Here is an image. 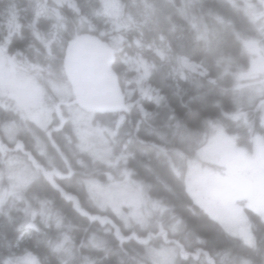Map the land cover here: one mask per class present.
I'll return each mask as SVG.
<instances>
[{"label": "trees", "instance_id": "1", "mask_svg": "<svg viewBox=\"0 0 264 264\" xmlns=\"http://www.w3.org/2000/svg\"><path fill=\"white\" fill-rule=\"evenodd\" d=\"M117 1L121 13L112 18L103 0H73L75 7L61 0H0V44L10 39L6 53L24 62L47 93V80L68 82L63 64L75 38L96 37L108 46L119 36L113 67L127 97L119 114L95 116L114 132L109 161L80 145L70 121L55 129L65 115L60 102L40 141L27 128L17 131L39 173L21 188L11 186L19 196L0 204V264L27 258L35 264H158L162 252L170 255L166 264H232L230 255L240 264H264L263 216L247 208L250 246L212 219L187 185L215 126L250 153L257 139L264 143V74L248 82L240 77L251 68L250 45L264 50V2ZM128 59L151 65L145 80ZM185 62L199 68L190 70ZM246 83L262 91L244 95L247 86H239ZM70 103L77 107L76 99ZM16 119L0 105V174L8 159L19 157L3 131ZM120 155L126 165L114 163ZM20 162L32 171L31 160ZM124 172L157 205L142 219L103 206L89 190V182L119 183ZM28 217L35 227L25 225Z\"/></svg>", "mask_w": 264, "mask_h": 264}, {"label": "rangeland", "instance_id": "2", "mask_svg": "<svg viewBox=\"0 0 264 264\" xmlns=\"http://www.w3.org/2000/svg\"><path fill=\"white\" fill-rule=\"evenodd\" d=\"M61 1L68 2L72 7H75L73 0ZM103 5L105 14L109 17L115 18L121 13V6L117 0H103ZM43 9L44 7H41L39 11H43ZM12 16L16 18L15 14ZM15 18L10 20L12 28L18 27ZM9 40L6 39V42L0 44V105L5 110L15 114L17 118L13 122L14 125L9 124L3 128L6 137L10 141H15L17 131L26 130L28 122H33L37 127L46 130L47 125L53 121V115L57 113L59 103L55 101L52 104V100L47 98L45 91L29 73L24 62H21L16 55L6 53V45ZM116 40H121V38L119 36L114 38L112 43L108 45L113 52L117 50L116 45H114ZM249 49L250 54H252L251 68L247 73L240 76L242 80L247 82L257 80L261 74H264L263 50L258 44L250 45ZM129 62L133 63L140 71V81L145 80L151 65L142 60L128 59L127 63ZM185 65L190 70L199 68L198 65L190 62H185ZM41 78L44 79L43 76ZM263 81L261 80V83ZM66 84L68 83H53L50 84V89L61 101H64L63 110L69 114L71 122L76 126L80 145L86 150H93V154L97 156H106L109 161V148L107 147L113 141L114 132L106 123L96 120L92 113L69 106V102H73L76 96L72 86L70 88ZM249 85L252 84L246 83L239 86H247L243 90L244 95L256 96L262 91L260 85ZM122 120L123 118L118 119L117 127ZM197 154L199 168L193 167L188 176V186L197 204L212 219L221 223L231 236L251 246L250 225L245 214H243L241 202L248 197L246 203L264 219V143L257 139L253 153H249L239 147L233 138L223 132L220 127L215 126L209 142ZM20 161L15 159L6 161V172L0 174V204L6 202L10 197L13 199L14 196H19L18 194L13 195L16 192L11 186L21 188L36 175L33 169L30 172L28 168L22 167ZM118 161L126 165V156H117L114 163ZM205 163L210 164V166H205ZM211 166H219V168L214 170ZM125 175V178L119 183H111L107 186L98 182H89V190L93 192V196L98 195L97 202H102L103 206L108 205L112 208L116 206L118 213L124 217L130 216L139 219L149 213L151 214L157 205L150 203L149 199L145 197L142 185H135L136 183L131 181L127 172ZM244 181L253 185L251 192L244 193L248 196L237 192V187H246ZM260 186H262V190H260ZM10 191L12 195L9 194ZM29 219L30 217H28L25 225H29ZM169 256L168 253H159L157 258L160 262L158 264H166L165 261L169 263ZM9 264L35 263L31 258H27Z\"/></svg>", "mask_w": 264, "mask_h": 264}, {"label": "water", "instance_id": "3", "mask_svg": "<svg viewBox=\"0 0 264 264\" xmlns=\"http://www.w3.org/2000/svg\"><path fill=\"white\" fill-rule=\"evenodd\" d=\"M114 62V56L101 40L81 37L69 45L65 74L82 109L100 115L124 109L126 98Z\"/></svg>", "mask_w": 264, "mask_h": 264}, {"label": "flooded vegetation", "instance_id": "4", "mask_svg": "<svg viewBox=\"0 0 264 264\" xmlns=\"http://www.w3.org/2000/svg\"><path fill=\"white\" fill-rule=\"evenodd\" d=\"M253 1H254V0H250V2H253ZM259 1H263V2H264V0H259ZM21 147H22V148H21ZM15 150H16V151H17V150H22V151H21L22 153H28V156H31V154H30L31 151L28 149V147L26 146V144H25L24 141H18ZM169 159H170V158H169ZM170 161L172 162V159H170ZM31 162L34 164V166H37V160L32 159ZM193 162H194V164L192 165V168H193V167L199 168V164H196V163H197V159H196V161H193ZM261 188H262V186H261ZM242 190H243L244 192H250V191L253 190V185H252L251 183H248V184H246V187H242ZM199 256H200V253H197V254L195 255V258L197 259ZM207 260H208V259H207Z\"/></svg>", "mask_w": 264, "mask_h": 264}, {"label": "bare ground", "instance_id": "5", "mask_svg": "<svg viewBox=\"0 0 264 264\" xmlns=\"http://www.w3.org/2000/svg\"><path fill=\"white\" fill-rule=\"evenodd\" d=\"M28 127H29V125H28ZM28 127H27V128H28ZM161 165H163V164H162V163H158V164H157L158 167L161 166Z\"/></svg>", "mask_w": 264, "mask_h": 264}]
</instances>
